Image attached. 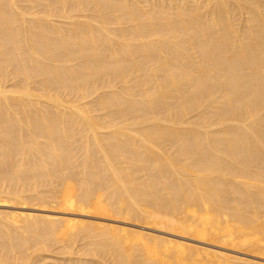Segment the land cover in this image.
I'll use <instances>...</instances> for the list:
<instances>
[{
    "label": "bare ground",
    "instance_id": "obj_1",
    "mask_svg": "<svg viewBox=\"0 0 264 264\" xmlns=\"http://www.w3.org/2000/svg\"><path fill=\"white\" fill-rule=\"evenodd\" d=\"M0 264H264V0H0Z\"/></svg>",
    "mask_w": 264,
    "mask_h": 264
},
{
    "label": "rangeland",
    "instance_id": "obj_2",
    "mask_svg": "<svg viewBox=\"0 0 264 264\" xmlns=\"http://www.w3.org/2000/svg\"><path fill=\"white\" fill-rule=\"evenodd\" d=\"M79 240H80V239H79ZM79 240H78V242H77V245H80V244H81V240H80V241H79ZM79 242H80V243H79ZM54 252L56 253V251H53L52 254H55ZM58 256H60V255H58ZM61 257H67V255H66V256H65V255H62Z\"/></svg>",
    "mask_w": 264,
    "mask_h": 264
}]
</instances>
